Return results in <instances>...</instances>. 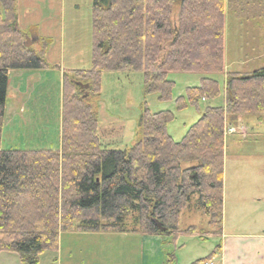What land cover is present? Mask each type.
Listing matches in <instances>:
<instances>
[{
	"label": "trees",
	"instance_id": "obj_1",
	"mask_svg": "<svg viewBox=\"0 0 264 264\" xmlns=\"http://www.w3.org/2000/svg\"><path fill=\"white\" fill-rule=\"evenodd\" d=\"M16 3L0 0V143L10 72L52 68L46 57L52 40L25 48ZM251 10L263 15L264 0H92L91 67L63 73L60 150L0 148V253L38 264L43 253L58 251L62 233L200 236L196 227H178L195 195L214 229L208 235L221 236L225 124L264 117V68L227 72L224 105L205 108L179 142L167 130L174 114L145 107L133 146L107 148L92 101L106 71H142L145 95L166 102L175 86L169 74L190 73L204 77L175 105L199 109L202 99L221 95L218 81L205 75L224 72L227 15L250 21ZM220 252L218 245L210 258ZM174 260L167 255L166 264Z\"/></svg>",
	"mask_w": 264,
	"mask_h": 264
},
{
	"label": "rangeland",
	"instance_id": "obj_2",
	"mask_svg": "<svg viewBox=\"0 0 264 264\" xmlns=\"http://www.w3.org/2000/svg\"><path fill=\"white\" fill-rule=\"evenodd\" d=\"M57 4L66 8V32L79 29L76 40H72V33L66 37L67 59L66 67L62 64V71L68 69L72 61L77 69L89 70L93 47L92 0H65V5L64 0H57ZM257 13L250 11V21L231 14L226 17L224 72L205 75L218 81L222 99L227 72L251 73L264 68V13ZM74 49L79 56L74 55ZM50 70L53 73L47 75L46 71ZM57 70L15 71L10 75L0 143L2 150H59L63 77ZM40 71H45L42 78ZM202 77V74H169L168 80L175 86L172 100L166 102L160 101L156 94L145 95L142 71L103 72L100 95L92 101L97 114L99 112L102 145L110 149L133 146V141L141 136L138 121L145 107L150 113L172 112L175 119L167 125V130L175 142L181 141L198 121V113L204 111L205 102L200 103L199 109L188 107L181 111L174 102L185 94L187 87L199 86ZM242 118L244 132L248 134L237 133L225 139L223 219L228 228L240 224L239 220L244 219L242 215L252 213L255 216L264 207V117L260 119V116L250 114L242 115ZM237 192L240 197L245 194L244 199L237 197ZM257 195L263 198L260 203L254 200ZM197 208L198 196L195 195L190 207L180 214L178 227L181 231L196 227L204 239L186 234L159 237L136 233H62L58 251L43 253L38 264H73L69 260V251L78 246L85 249L78 253L88 256L85 264H158L156 261L163 256V264H166L170 254L175 255L171 264H219L218 256L210 258V255L221 245V236L208 235L214 229L208 226V219ZM258 221L264 223V219ZM257 226L261 225L258 223ZM144 236L159 240L150 257L142 255ZM18 262L21 264L20 260Z\"/></svg>",
	"mask_w": 264,
	"mask_h": 264
},
{
	"label": "crops",
	"instance_id": "obj_3",
	"mask_svg": "<svg viewBox=\"0 0 264 264\" xmlns=\"http://www.w3.org/2000/svg\"><path fill=\"white\" fill-rule=\"evenodd\" d=\"M64 5H65V0H64ZM65 10L66 8L64 6L62 7L58 6L57 0H17L16 3L19 29L31 39L48 38L52 40V44L47 52L46 57L52 68L58 69L62 77L65 70H78L77 66H75L76 63H72L73 62L72 61L71 62L72 65H69L70 64L69 63L68 69H63L62 71V67H63L62 64H64V66L66 67V59H67L66 46L68 40L66 39V37L69 33H72L74 35L72 37V40L73 39L76 40V37L79 34V29H73V28L69 33L66 32L67 15ZM73 52L74 55L79 56V52L77 53V49H74ZM70 59H73V56H71ZM41 71L38 73L41 75L42 78L43 77L42 73H44L46 70L44 72ZM14 72L15 71L10 72V75H12ZM46 73L47 75H49L52 74L53 71L52 70L46 71ZM62 82H63V78H62ZM197 86L198 85L193 87H197ZM222 105H224V97L222 99L221 96H219L216 99L206 101L204 104L205 108L218 107ZM23 113L24 114L26 113L25 109ZM201 114L202 112L199 111L198 120L201 117ZM236 126L239 127L241 126V128L245 130L244 120L242 116H239L238 124ZM245 133L248 134L247 132ZM134 142L135 141H133V143ZM60 148H61V130H60L59 150ZM224 189H225V183H224ZM242 192L245 194L247 193L245 191ZM244 195L240 197L239 192L236 193V196L241 199H244L243 198ZM254 200L260 203L261 201H263V198H260L257 195L256 199ZM261 208L262 209L259 210L260 214L255 213V216L252 213L249 216L242 215L244 219L239 220L241 223L238 224L237 226L234 225L233 227L228 228V226H226L223 219V227H222V235H221V239H222L221 252L218 255H216V257L218 256L219 258V264H264V223L258 221V219H264V213H262L264 212V207ZM243 214H246V212H244ZM258 223L261 226H257ZM238 226H243V227L237 229L236 227ZM142 239H143L142 255L143 257H145L144 254H146L147 257H150L151 251L153 250L152 252H154V247L156 243H159V240L156 237H146V236H144ZM81 250H85V249H82L80 246L75 247L73 250L70 249L69 260L73 264L86 263L88 256L86 254H81V253L79 254L78 252ZM99 250H101V248ZM16 255L17 254L14 253H0V264L19 263L18 262L19 257L18 255L17 256ZM95 260L96 258L93 261ZM156 262L158 264H163L164 256L160 257Z\"/></svg>",
	"mask_w": 264,
	"mask_h": 264
},
{
	"label": "water",
	"instance_id": "obj_4",
	"mask_svg": "<svg viewBox=\"0 0 264 264\" xmlns=\"http://www.w3.org/2000/svg\"><path fill=\"white\" fill-rule=\"evenodd\" d=\"M27 41H28V39H27ZM24 46H25V48H29L30 43H29V44H25ZM78 85H79L81 88H83V89H87V88H88L87 85H84V86H83L81 83H78ZM155 223H156V226H157V228H158V230H159L160 232H166V231H167V229L164 228L159 222H155Z\"/></svg>",
	"mask_w": 264,
	"mask_h": 264
}]
</instances>
